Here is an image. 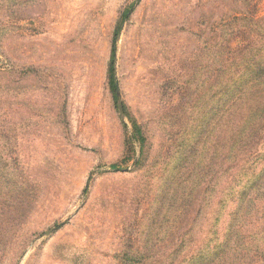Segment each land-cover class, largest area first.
Listing matches in <instances>:
<instances>
[{"label":"rangeland","instance_id":"374dc122","mask_svg":"<svg viewBox=\"0 0 264 264\" xmlns=\"http://www.w3.org/2000/svg\"><path fill=\"white\" fill-rule=\"evenodd\" d=\"M254 1L260 17L264 0ZM129 9L115 57L124 115L107 70ZM236 9L233 0H0V264L166 261L202 200L203 186L183 192V173L199 144L209 166L212 43ZM250 130L243 149L253 154L238 170L257 177L254 206L233 226L231 205L217 204L222 185L175 260L210 250L211 264H264V120ZM236 230L234 252L214 256Z\"/></svg>","mask_w":264,"mask_h":264},{"label":"trees","instance_id":"16d2710c","mask_svg":"<svg viewBox=\"0 0 264 264\" xmlns=\"http://www.w3.org/2000/svg\"><path fill=\"white\" fill-rule=\"evenodd\" d=\"M233 4L238 9L234 10L230 20L218 31L215 43H212L213 59L217 63L215 69L217 82L214 85V101L211 104L213 106L211 108V116L214 120L213 131L215 130V136L214 139L211 137L205 141L210 144V141L214 140V144L209 148V166L206 169V151L200 150L201 145L199 144V158L192 160L189 166L185 167L183 173L185 178L183 180L185 181L184 187L181 188L183 192L187 190L188 185L193 191L203 186L202 200L195 215L191 218V225L187 226L186 230L183 231L177 245L165 248L167 253H170L166 261L149 262L148 260V264H211L210 262L214 261L206 258L207 254L211 253L210 250L201 254L198 260L192 258V260L186 259L185 261L183 259L180 262V260H175V258L177 255L184 253L183 251H186L187 247L190 246L189 240L186 238L194 235V228L201 223V218L205 214L204 212L208 208L210 201L219 194L218 191L222 185H226L227 188L224 189L225 193L217 204L220 206L219 211L231 205L233 226L234 224L237 225L240 218H244L246 214H249L248 212L255 203V198H251V196H257L261 190L256 175L247 180H242V172L238 168L240 164H243L245 155L251 156L253 154V152H248L246 148L243 149L246 145L243 142L246 141L248 143L249 136H254L251 134L250 128L255 127L256 124L262 125L264 120V14L260 17L258 16V1L233 0ZM129 11L130 9L122 14L114 32L107 70L109 92L115 107L124 115L127 113L126 108L122 102L119 103L118 99L119 88L115 74V57L117 38ZM227 36H231V42L234 43L229 45V55L226 52L227 47L225 46V49L222 48V43L227 45ZM227 62L229 63L228 66ZM243 109H245L244 115L242 113ZM132 126V137L138 143L139 149L142 150L145 145L142 130L134 120L132 121ZM247 131H249L250 135L247 134L246 136ZM224 163L227 164L225 168ZM109 167L111 171L119 170L118 165ZM229 173H231L230 179L233 174H236V182L226 183ZM243 174L244 177L247 176L246 171ZM59 227L56 226L54 230ZM236 235L237 230L226 237L228 243L224 245L223 249L219 250L222 255L214 253V251H212V254L221 258L222 261L228 259L229 251L234 252L232 248L235 246L231 245V242ZM150 240L151 238H149ZM240 248L243 249L244 246H240ZM241 252L238 250L235 253ZM238 260L235 259L233 263L236 264Z\"/></svg>","mask_w":264,"mask_h":264}]
</instances>
